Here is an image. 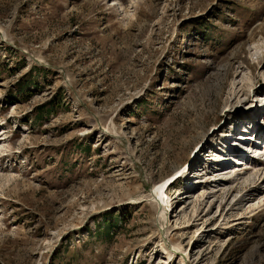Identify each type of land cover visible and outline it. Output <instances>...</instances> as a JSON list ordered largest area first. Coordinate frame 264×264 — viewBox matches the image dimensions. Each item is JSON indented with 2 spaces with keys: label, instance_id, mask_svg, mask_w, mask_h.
<instances>
[{
  "label": "rangeland",
  "instance_id": "rangeland-1",
  "mask_svg": "<svg viewBox=\"0 0 264 264\" xmlns=\"http://www.w3.org/2000/svg\"><path fill=\"white\" fill-rule=\"evenodd\" d=\"M0 264H264V0H0Z\"/></svg>",
  "mask_w": 264,
  "mask_h": 264
},
{
  "label": "bare ground",
  "instance_id": "bare-ground-1",
  "mask_svg": "<svg viewBox=\"0 0 264 264\" xmlns=\"http://www.w3.org/2000/svg\"><path fill=\"white\" fill-rule=\"evenodd\" d=\"M257 136H259V135H257ZM243 139V138H242ZM257 139V138H256ZM243 148L245 147V146H242ZM247 148V147H246ZM240 149V148H239ZM202 150V149H201ZM238 152H240L242 155L243 154H248V151L247 152H244L243 151V149H241V150H238ZM244 152V153H243ZM239 156V155H238ZM235 158H236V155H235ZM240 158V157H239ZM222 162H224V161H222ZM181 169L182 168H180V169H177V171L175 172V174L177 173V174H179L180 173V171H181ZM188 170L190 169L189 167L187 168ZM184 173H182L181 175H183ZM180 175V176H181ZM178 176V175H177ZM177 181V180H176ZM166 181H162L161 183H159L156 187H155V189H154V193H156L158 196H160V197H163L164 196V189H165V187L167 186V184L165 183ZM167 191V190H166Z\"/></svg>",
  "mask_w": 264,
  "mask_h": 264
},
{
  "label": "trees",
  "instance_id": "trees-1",
  "mask_svg": "<svg viewBox=\"0 0 264 264\" xmlns=\"http://www.w3.org/2000/svg\"><path fill=\"white\" fill-rule=\"evenodd\" d=\"M36 69H37V68H36ZM20 85H22V84H20ZM25 89H26V88L21 89L20 92H25ZM53 106H54V103H53V102L49 104V107H51V109L53 108ZM44 107L47 108V106H44ZM89 149H90V148H88V150H89ZM112 217H113L112 215H107V218H105V220L103 221L104 224H105L106 226H108V227H106L105 230H104L106 234H109V233H110L111 226L113 225V224L111 223V219H110V218H112Z\"/></svg>",
  "mask_w": 264,
  "mask_h": 264
}]
</instances>
